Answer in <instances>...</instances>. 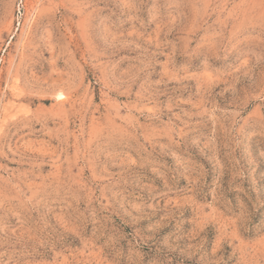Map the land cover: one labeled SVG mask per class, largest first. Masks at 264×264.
Returning <instances> with one entry per match:
<instances>
[{"label":"rangeland","instance_id":"374dc122","mask_svg":"<svg viewBox=\"0 0 264 264\" xmlns=\"http://www.w3.org/2000/svg\"><path fill=\"white\" fill-rule=\"evenodd\" d=\"M0 264H264V0H0Z\"/></svg>","mask_w":264,"mask_h":264},{"label":"bare ground","instance_id":"6f19581e","mask_svg":"<svg viewBox=\"0 0 264 264\" xmlns=\"http://www.w3.org/2000/svg\"><path fill=\"white\" fill-rule=\"evenodd\" d=\"M60 97V96H59Z\"/></svg>","mask_w":264,"mask_h":264}]
</instances>
